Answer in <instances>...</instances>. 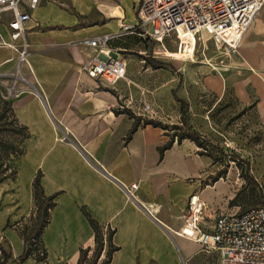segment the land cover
Wrapping results in <instances>:
<instances>
[{"label":"crops","instance_id":"0c3cea01","mask_svg":"<svg viewBox=\"0 0 264 264\" xmlns=\"http://www.w3.org/2000/svg\"><path fill=\"white\" fill-rule=\"evenodd\" d=\"M137 4L138 0H39L26 25L25 61L18 64L15 51L0 47V76L17 71L20 80L15 88L22 93L10 104L18 124L29 134L24 154L16 161L15 178L0 183L1 191L17 175L21 178L22 205L16 200L0 204V243L8 246L15 264L23 250L19 229L33 211L31 182L37 173L43 194H57L40 235L42 264H76L79 250L92 252L93 234L80 208L100 226L103 236L114 231L112 244L120 248L109 264H186L199 250V245L175 232L182 225L187 200L203 198L196 178L209 160L195 154L197 149L187 140L174 142L158 160L156 149L168 138L150 126L136 129L125 140L132 120L121 111L136 113L131 101L115 89L121 81L106 86L83 71L93 52L82 42L132 24ZM260 10L237 52L239 66L249 73L233 89L240 104L253 98V109L264 124V13L260 15ZM0 37L9 43L1 20ZM108 50L114 55L116 48L108 46ZM12 80L0 78V83ZM210 88L220 94L219 85ZM180 180H191L193 192L179 193ZM131 185L136 187L134 199L126 195ZM179 201L175 215L162 213L163 203L177 207ZM168 234L176 239L179 258ZM34 262L28 257L17 264Z\"/></svg>","mask_w":264,"mask_h":264},{"label":"rangeland","instance_id":"374dc122","mask_svg":"<svg viewBox=\"0 0 264 264\" xmlns=\"http://www.w3.org/2000/svg\"><path fill=\"white\" fill-rule=\"evenodd\" d=\"M263 13L264 4L260 15ZM259 21L260 18L255 20V24L257 25ZM243 36L234 53L215 50L212 41L206 35H197L194 38L190 35H180L179 42L171 36L160 44L151 45L142 39L128 36L108 44L109 47L114 45L116 48L114 53L124 60L125 78L115 86V89L131 101L136 113L134 116L166 125L168 137L178 135L185 128L179 124V105L173 100V93L187 103L190 128L196 130L202 139L223 151V154L216 155L220 161L214 164L208 158L200 156L205 158L204 161L209 160L207 165H202L201 173L196 178L203 196L201 200L199 199L204 205L202 215L206 217L221 212H243L264 205V124L260 122L253 109V98L251 97V103L240 104L233 89V84L246 79L249 73L245 67L238 64L237 52ZM155 62L166 64L168 67L153 69L150 64ZM10 75L18 77L16 70ZM2 79L12 80L11 77ZM210 85H219L220 94H216ZM247 92L250 93L249 90ZM144 105L149 107L148 111H143ZM41 107L46 113L45 108L42 105ZM197 151L199 149L196 153ZM219 172L221 176L213 181ZM246 172L257 187L254 188L243 181L241 175ZM20 179V175H17L14 183L1 187L2 206L15 200L21 202ZM190 182L191 180H180L178 192L183 194L189 189V185L193 186ZM192 190L190 192H193ZM2 191L7 193L3 194ZM188 198L189 196L186 197ZM180 201L176 204L177 207L171 205V202L163 203L162 213L171 212L170 214L175 215V210L181 205ZM141 207L145 210L143 206ZM186 207L187 203L182 207L184 213ZM24 223L27 224V219ZM168 235L173 241L167 238L173 252L179 258L178 250L175 248L176 239ZM113 244L120 248L114 242ZM103 248L106 251L104 242ZM124 250L125 248H121L120 255H124ZM91 259L92 252L87 255L85 263L89 264ZM103 259L98 264H101ZM8 264H15L10 257ZM186 264H218V253L213 249L199 247L198 252Z\"/></svg>","mask_w":264,"mask_h":264},{"label":"built area","instance_id":"2783aa9c","mask_svg":"<svg viewBox=\"0 0 264 264\" xmlns=\"http://www.w3.org/2000/svg\"><path fill=\"white\" fill-rule=\"evenodd\" d=\"M39 0H0V20L5 23L9 43L0 37V47L17 53V63L25 61L24 47L29 12ZM264 0H138L135 20L121 24L117 32L84 40L82 44L93 52L83 67L85 75L103 85L113 86L125 78L124 60L112 55L108 44L123 37L133 36L147 43L160 44L163 40L180 35H206L215 50L234 53ZM197 39V38H196ZM195 42V39H194ZM17 72V71H16ZM11 77V83H0V97L10 100L22 93L15 88L19 77ZM147 105L143 111H148ZM135 185L126 190L133 197ZM196 200V201H195ZM204 205L191 196L182 225L175 235L187 239L203 249L218 253V264H264V205L243 212H221L202 215Z\"/></svg>","mask_w":264,"mask_h":264},{"label":"trees","instance_id":"16d2710c","mask_svg":"<svg viewBox=\"0 0 264 264\" xmlns=\"http://www.w3.org/2000/svg\"><path fill=\"white\" fill-rule=\"evenodd\" d=\"M143 41L146 42L145 40ZM147 44L151 45L152 43L150 42ZM150 67L153 69H167L168 66L160 62H155L150 64ZM172 97L179 105V124L182 128H185L184 131H181L178 135H174V137H168V127L166 125H162L161 123L152 120H142L140 117H136L130 111L124 109L121 113L126 115L128 119L132 120L131 127L125 140H128L136 129L144 126H150L152 128L162 130L164 135L168 137V141L156 149L158 160L161 159L163 152L168 150L174 142L178 144L182 140H187L191 142L196 149H199L196 153L198 156L208 158L212 164L219 162L220 160L216 157V155L219 153L223 154V151L202 139L196 130L190 128V125L188 124L186 101L181 98H177L173 93ZM175 127L178 130L180 129L178 126ZM28 138V131L26 127L18 124L12 111L10 101L0 97V183L4 180H13L15 178L16 161L23 156L24 143ZM232 162H234V160H232ZM220 176L221 173H217L216 178L213 181H216ZM241 177L244 182L254 188L257 187V184L252 177L247 174V172L243 173ZM56 196L57 194L49 196H45L43 194L40 186V175L37 173L31 182L33 211L27 218V224H22L19 229V236L22 240L23 250L21 255L17 258L16 264L22 263L28 257H32L37 262L44 261L45 252L40 241V235L43 228L48 223L49 212L55 205ZM80 211L85 217L93 234L92 259L89 264H97L103 250V242L105 243L106 251H104V259L101 264H109L112 254L118 250V248L112 244L114 231L109 230L106 232L105 236H103L100 226L90 217L84 208H80ZM88 252L89 249L79 250L76 264H86L85 259ZM8 258V246L5 243H0V264H8Z\"/></svg>","mask_w":264,"mask_h":264},{"label":"bare ground","instance_id":"6f19581e","mask_svg":"<svg viewBox=\"0 0 264 264\" xmlns=\"http://www.w3.org/2000/svg\"><path fill=\"white\" fill-rule=\"evenodd\" d=\"M237 49V48H236ZM196 201V200H195Z\"/></svg>","mask_w":264,"mask_h":264}]
</instances>
